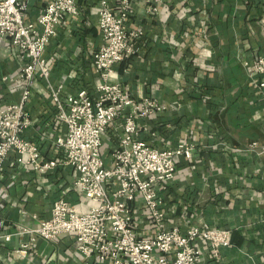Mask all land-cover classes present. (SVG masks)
I'll use <instances>...</instances> for the list:
<instances>
[{"label": "crops", "instance_id": "obj_1", "mask_svg": "<svg viewBox=\"0 0 264 264\" xmlns=\"http://www.w3.org/2000/svg\"><path fill=\"white\" fill-rule=\"evenodd\" d=\"M81 1L82 15L68 17L46 50L51 81L63 82L64 94L82 86L95 90L98 77L92 64L101 41L97 0ZM43 3H30L29 18L37 17ZM131 6L129 26L144 32L141 50L116 66L114 79L136 99L152 97L165 105L138 120L140 137L158 148L195 144L192 157L178 158L175 177L161 191L167 226L185 230L206 222L231 229L223 263L264 264V153L248 149L254 140L264 143V86L255 85L261 76L254 78L246 64L264 56V0H164L157 11L147 10L145 0ZM22 65L18 49L0 43V105L19 98L14 81ZM28 108L33 122L25 136L44 156H60L57 141L66 125L45 80H35ZM119 131L117 121L104 135L107 155ZM76 175L70 165L41 174L11 160L0 175L3 215L10 224L36 227L60 195L88 208L91 202L73 187ZM136 220L140 234L155 232L139 207ZM25 241L27 234L1 238L0 264H107L83 254L71 233L52 240L37 236L26 254L18 251ZM201 246L207 262L209 248Z\"/></svg>", "mask_w": 264, "mask_h": 264}, {"label": "built area", "instance_id": "obj_2", "mask_svg": "<svg viewBox=\"0 0 264 264\" xmlns=\"http://www.w3.org/2000/svg\"><path fill=\"white\" fill-rule=\"evenodd\" d=\"M32 1L0 0V43H10L23 59L14 81L20 96L0 105V175L11 160L13 166L41 174L70 165L77 171L73 187L91 205L81 209L60 195L53 201L51 215L32 227L10 224L0 203V239L29 235L30 241L18 248L26 254L37 236L52 240L71 233L83 254L102 263L226 264L222 248L232 244L231 229L206 222L185 230L167 226L161 191L175 177L178 158L192 157L195 144L181 141L158 148L141 138L138 120L163 111L165 105L152 97L136 99L114 79L116 66L141 50L138 41L144 32L129 26L132 0H97L93 12L98 16L101 41L92 53L98 75L95 90L82 86L67 94L63 82L51 81L46 50L66 19L82 15L85 7L81 0H44L37 17L31 19ZM145 2L147 10L157 11L164 0ZM246 64L254 78L261 76L255 85L263 87L264 56ZM38 78L46 81L58 117L66 125L57 141L60 156H44L40 146L25 136L33 122L28 105ZM117 121V142L107 155L104 135ZM248 149L262 154L264 143L254 140ZM138 207L154 225L152 234L138 232ZM201 243L209 248L207 262L202 261Z\"/></svg>", "mask_w": 264, "mask_h": 264}]
</instances>
